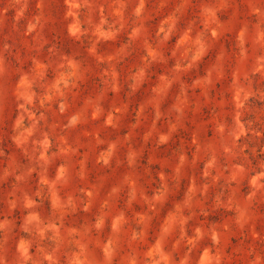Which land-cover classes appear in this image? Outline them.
Segmentation results:
<instances>
[{"label":"rangeland","instance_id":"1","mask_svg":"<svg viewBox=\"0 0 264 264\" xmlns=\"http://www.w3.org/2000/svg\"><path fill=\"white\" fill-rule=\"evenodd\" d=\"M0 264H264V0H0Z\"/></svg>","mask_w":264,"mask_h":264}]
</instances>
